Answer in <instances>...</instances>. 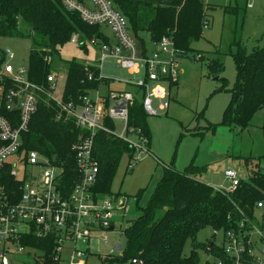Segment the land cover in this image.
<instances>
[{
    "label": "trees",
    "instance_id": "obj_1",
    "mask_svg": "<svg viewBox=\"0 0 264 264\" xmlns=\"http://www.w3.org/2000/svg\"><path fill=\"white\" fill-rule=\"evenodd\" d=\"M116 9L129 22L131 33L137 42L142 41L141 54H151L157 49L162 38L166 37L174 48V62L196 53L194 44L203 38V30L210 26L208 13L215 10L203 0H113ZM225 13L235 14L231 9ZM77 35L81 49H87L85 41L93 39L110 42L101 32V26H89L78 15L67 12L61 0H0V40L4 38H28L32 48L29 55V78L40 86L47 85V77L52 72L65 75L62 100L65 103L82 104V98L91 91L110 89L114 83L109 79H99L100 71L96 62L73 59L63 60L61 50ZM143 35L149 37V43L156 49L149 52ZM138 45V44H137ZM233 54L237 80L231 92V101L227 106L221 125L230 130L243 132L252 123L254 115L264 109V47L248 54L241 42L236 44ZM1 50V47H0ZM198 58L203 56L197 53ZM51 58L49 61L48 59ZM164 58V57H163ZM166 59V58H165ZM219 67V65H218ZM178 68V77L180 69ZM220 71V67H219ZM218 71V72H219ZM165 81L170 106V88ZM221 90L227 91V80ZM128 86V85H125ZM132 87V86H130ZM135 100L130 108V126L140 129L151 142L148 128L149 115L143 105L145 89L134 88ZM131 91V90H114ZM107 94V93H106ZM103 94V95H106ZM109 100H106L108 105ZM155 109L158 105L155 103ZM169 109V108H168ZM159 113L158 116L168 112ZM106 126L114 128L110 120ZM216 125L210 129L216 132ZM264 136V122L262 126ZM88 135L87 130L77 126L74 119L54 102H41L34 115L28 133L23 136L24 148L38 151L57 166L65 169L63 184H75V156L73 147ZM201 140L205 133H194ZM94 157L99 166V178L94 188L97 199L110 198L119 203L127 195L113 193V183L124 156L134 157L135 149L105 131L97 133L94 141ZM252 159L246 162L251 167L246 180L241 179L238 189L233 193H221L197 180L205 172L194 160L179 172L174 164L165 165L163 176L157 184L145 208H139L141 215L132 221L125 230L126 247L123 248L121 261L140 259L144 264H202L196 249L185 256V246L189 239L195 240L197 234L210 227L215 231L238 232L241 223L254 221L258 203L264 201V157L256 164ZM10 182H14L9 179ZM2 183V180H1ZM144 194L140 190L136 195L137 204ZM128 201V199H127ZM247 227V223H246ZM40 247V241L36 240ZM199 244V243H198ZM204 251L215 258L224 257L223 248L212 243L204 245ZM45 247V246H42ZM207 247V248H206ZM207 250V251H206ZM49 248L45 254L49 260ZM103 264H113L114 258L100 257ZM117 259L116 261H118ZM202 262V261H201ZM212 264L207 262L206 264ZM204 264V263H203Z\"/></svg>",
    "mask_w": 264,
    "mask_h": 264
},
{
    "label": "built area",
    "instance_id": "obj_2",
    "mask_svg": "<svg viewBox=\"0 0 264 264\" xmlns=\"http://www.w3.org/2000/svg\"><path fill=\"white\" fill-rule=\"evenodd\" d=\"M61 4L85 24L111 29L110 42L85 41L98 49L99 79L145 89L146 113L158 116L166 112L169 96L165 81L176 80L179 73L169 39L162 38L154 52L142 55L128 19L116 9L113 0H61ZM71 42L81 44L77 35ZM14 59L15 53L10 48L0 50V264H87L93 237L100 236L107 243L106 233L111 228L115 230V220L124 209L118 207L120 202L97 199L94 193L100 172L94 157L97 133L105 131L135 149L128 172L144 155H150L149 139L140 129L130 126V108L135 95L132 91H108L103 95L95 90L82 98L81 105L65 103L58 88L62 75L52 72L47 77V85L40 86L30 80L28 68L14 66ZM109 60L128 77H105L102 72ZM45 101L56 103L79 128L88 131L73 147V186L63 184L64 168L40 152L24 148L23 136L28 133L39 104ZM107 120L115 124L114 128L105 125ZM225 177L229 187L217 191L235 192L241 181L237 172L230 169ZM259 211L261 227L257 226V214L254 221L247 218L238 232L225 233L224 257L215 258L208 248V262L264 264V201L258 203ZM36 240L43 245L39 247ZM47 248L49 260L45 256ZM131 264L144 262L133 259Z\"/></svg>",
    "mask_w": 264,
    "mask_h": 264
},
{
    "label": "rangeland",
    "instance_id": "obj_3",
    "mask_svg": "<svg viewBox=\"0 0 264 264\" xmlns=\"http://www.w3.org/2000/svg\"><path fill=\"white\" fill-rule=\"evenodd\" d=\"M203 2L215 8L208 13L210 26L204 28L202 40L194 44L196 53H190L178 62L180 77L168 84L173 86L170 88V106L167 114L148 118L152 156L144 155L143 160L135 164L131 172L127 170L129 158L124 156L122 159L112 191L127 195L128 203L115 220V230L106 233L107 243L100 236L93 237L88 247L87 264H103L100 257L114 258L113 264H131L130 261H121L123 252L115 249L119 244L126 247L125 230L141 215L139 208L147 206L163 176L164 165L173 163L176 170L182 172L194 160L197 166L205 169L202 175L197 176V180L217 190L229 187V181L225 177L228 170L236 171L240 179L246 180L251 170V167L246 166L247 160L252 159V163L256 164L264 157L262 132L264 109L254 115L251 126L243 132L232 131L220 124L231 101L230 91L237 80L233 58V54L237 52V42L242 43L248 54L264 47V0H203ZM226 9H231L235 14L225 13ZM101 32L109 39L113 37L111 29L107 26H102ZM141 38L144 39L149 52L156 49L149 43L148 36L143 35ZM137 44L141 50L140 39H137ZM86 46L85 50L69 42L61 50V57L66 61L78 59L98 62V49L90 44ZM0 47L13 50L15 59L12 63L16 68H28L32 48L30 39L4 38L0 40ZM197 53L203 57L198 58ZM213 62L219 65V72H209L208 67ZM102 73L108 78L127 76L124 70L119 69L115 62L110 60L105 63ZM62 76L63 80L58 86L59 95L65 83V75ZM219 76L227 80V91L221 90L223 85L221 80H215ZM131 88L118 83H113L110 87L112 91H134ZM106 89L103 87L101 93H108ZM211 124L217 126L216 132L209 130ZM194 133L206 135L201 140L194 136ZM260 163L264 165L263 161ZM140 190H143L144 194L137 204L135 197ZM261 216L262 213L259 211L258 227L262 225ZM224 235L222 231L207 227L197 234L195 240H188L184 255L190 256L197 243V252L202 261L200 263L206 264L210 257L208 252L204 251V245L212 243L222 248ZM117 259L119 260L116 261Z\"/></svg>",
    "mask_w": 264,
    "mask_h": 264
},
{
    "label": "water",
    "instance_id": "obj_4",
    "mask_svg": "<svg viewBox=\"0 0 264 264\" xmlns=\"http://www.w3.org/2000/svg\"><path fill=\"white\" fill-rule=\"evenodd\" d=\"M208 70L210 73H216L219 71V67H218V64L216 62H213L209 67H208ZM221 77H216L215 80H220ZM126 202H127V198L126 197H123L121 200H120V204L118 205V207L120 209H123L126 207ZM111 230H113V228H111ZM123 248L124 246L122 244H119L115 251H119L120 253L123 251Z\"/></svg>",
    "mask_w": 264,
    "mask_h": 264
},
{
    "label": "crops",
    "instance_id": "obj_5",
    "mask_svg": "<svg viewBox=\"0 0 264 264\" xmlns=\"http://www.w3.org/2000/svg\"><path fill=\"white\" fill-rule=\"evenodd\" d=\"M138 50H139V48H138ZM153 51V50H152ZM125 77H128V75L127 76H125ZM148 150H149V152H150V155L149 156H147V157H150V156H152V152H151V150H150V143L148 144ZM159 162V161H158ZM164 168H165V165H164ZM127 203L128 202H126V206H127ZM119 204V203H118ZM119 215V214H118ZM113 231V230H112Z\"/></svg>",
    "mask_w": 264,
    "mask_h": 264
}]
</instances>
